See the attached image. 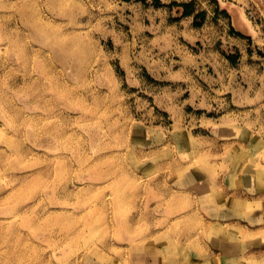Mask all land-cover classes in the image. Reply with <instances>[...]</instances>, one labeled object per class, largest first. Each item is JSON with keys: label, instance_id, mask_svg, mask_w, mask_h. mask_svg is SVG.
Masks as SVG:
<instances>
[{"label": "rangeland", "instance_id": "rangeland-1", "mask_svg": "<svg viewBox=\"0 0 264 264\" xmlns=\"http://www.w3.org/2000/svg\"><path fill=\"white\" fill-rule=\"evenodd\" d=\"M118 1L0 0V264L203 253L180 179L217 115L171 96L136 55L133 0ZM250 9L264 25V0Z\"/></svg>", "mask_w": 264, "mask_h": 264}, {"label": "crops", "instance_id": "crops-1", "mask_svg": "<svg viewBox=\"0 0 264 264\" xmlns=\"http://www.w3.org/2000/svg\"><path fill=\"white\" fill-rule=\"evenodd\" d=\"M150 1L161 7L133 0L136 55L171 96L217 115L201 121L202 154L180 179L185 224L200 228L203 251L188 264H264V25L251 0Z\"/></svg>", "mask_w": 264, "mask_h": 264}, {"label": "built area", "instance_id": "built-area-1", "mask_svg": "<svg viewBox=\"0 0 264 264\" xmlns=\"http://www.w3.org/2000/svg\"><path fill=\"white\" fill-rule=\"evenodd\" d=\"M250 17H251L252 20H254V17H253V15H252V13H250Z\"/></svg>", "mask_w": 264, "mask_h": 264}, {"label": "clouds", "instance_id": "clouds-1", "mask_svg": "<svg viewBox=\"0 0 264 264\" xmlns=\"http://www.w3.org/2000/svg\"><path fill=\"white\" fill-rule=\"evenodd\" d=\"M83 14V13H82ZM189 131H190V129H189Z\"/></svg>", "mask_w": 264, "mask_h": 264}]
</instances>
